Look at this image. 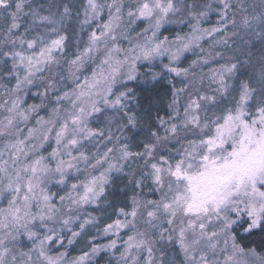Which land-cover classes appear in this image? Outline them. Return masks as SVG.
I'll list each match as a JSON object with an SVG mask.
<instances>
[{"label":"snow or ice","instance_id":"snow-or-ice-1","mask_svg":"<svg viewBox=\"0 0 264 264\" xmlns=\"http://www.w3.org/2000/svg\"><path fill=\"white\" fill-rule=\"evenodd\" d=\"M0 264H264V0H0Z\"/></svg>","mask_w":264,"mask_h":264}]
</instances>
